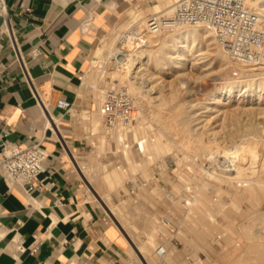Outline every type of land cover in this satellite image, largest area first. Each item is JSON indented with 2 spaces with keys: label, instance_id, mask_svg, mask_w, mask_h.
Listing matches in <instances>:
<instances>
[{
  "label": "crops",
  "instance_id": "1",
  "mask_svg": "<svg viewBox=\"0 0 264 264\" xmlns=\"http://www.w3.org/2000/svg\"><path fill=\"white\" fill-rule=\"evenodd\" d=\"M148 1L4 0L0 58L8 71L0 81V152L6 142L41 144L48 157L43 188L28 189L0 175V264H132L123 233L109 236L110 222L92 205L75 173L82 178L75 164L91 146L86 123L77 116L97 105L84 78L100 41L132 6ZM11 34L26 61L28 79L16 60ZM36 48L44 55L32 60ZM60 100L72 102L74 109H59ZM181 221L179 217L177 224ZM187 235L189 243H177L171 264H219V245L198 238L191 243ZM240 259L251 261L247 254ZM237 260L234 255L229 263Z\"/></svg>",
  "mask_w": 264,
  "mask_h": 264
},
{
  "label": "rangeland",
  "instance_id": "2",
  "mask_svg": "<svg viewBox=\"0 0 264 264\" xmlns=\"http://www.w3.org/2000/svg\"><path fill=\"white\" fill-rule=\"evenodd\" d=\"M174 1L175 0H169L168 5L171 6ZM150 4V1H148L140 3L139 6H132L131 8L134 11L132 10L133 12H131L129 15L130 8L126 12L125 20L116 26V28L109 31L107 35H105V37H103L100 41L97 49L102 44L101 47H103V54L100 55V59L96 64H101L103 61L104 76L101 77V73L98 72L97 68L92 69L90 66L84 78L85 87L90 91L91 94L95 96L97 102L96 106L99 107V103L101 101L100 98L102 99L103 96L100 90L105 91L116 86H128L118 85L117 82L113 80L115 72L119 70L116 58L118 60V58L123 57L119 56V54L118 57L117 53L126 52L124 51L126 50L124 47L126 44H128L127 42H121L120 37L121 34L124 31H127L133 24H137L141 29L146 26V24L141 23L142 17L139 12L143 8L150 6ZM135 10L138 14L135 12ZM138 19L140 20L138 21ZM141 24L144 26L142 27ZM116 29L117 32L114 33L113 31H116ZM207 35L208 34L202 32V34L198 36L199 39L196 41V49H199L200 51L195 54L198 55L200 52L204 54V59L202 60V62L205 61L204 63L199 64V62L197 63L194 61V56H189V60L185 61V69L182 71H177L171 68L163 70L159 67H156L152 62H149L148 65L143 66V68L147 69V71L144 70L143 72L146 75H134L136 76L137 80L139 78V81H137L132 75L134 78L133 80L135 81L136 85L140 87V89H130L132 90L131 92L134 95L135 100L139 97L140 99L142 98V103L144 102L142 106L138 105V103L136 104L138 111L141 109L142 113L144 112V115H149L145 119L147 126L154 125L153 127H149L151 129L156 128L154 124L155 121L153 120L152 116L154 112L164 111L169 114L171 111L177 112L181 110L184 112V118H186V120L189 118L187 120L188 125L186 124L184 126V130L187 132L189 131V134H192V136L195 137L199 135L201 136L203 133L202 136H205L203 137V140H206V144L209 141L213 143L211 144V142H209L207 144L208 146L211 145L207 151L204 150L203 153L201 151L196 155L192 154L193 157L191 154H187L190 156L189 159L188 157L183 159L184 156H187L186 153L184 155L181 150L177 149L176 152H165L158 159L150 160L147 163L143 153L138 150L137 144L133 143V135L130 134V137L128 136L127 140L129 141V144H131V148L128 150L129 154L131 153L130 156L134 161H131L130 163L125 156H123L121 153L115 152L114 150V134L116 129H105L106 127L104 123H102V130L100 134L92 135L93 126L90 120L91 114L82 112L79 116H77L81 122L86 123L84 124L87 131L86 137L88 138V141L91 145L87 152L81 155V158L77 159L79 167L82 169L83 175L85 174L84 176L90 182L92 181V185L98 189L97 191L99 194L101 196L103 195L102 197L112 208L115 216L122 224L124 231L116 224L107 210H105L99 198H97L96 195H93V192H91L84 178L79 176L77 170L75 173L82 182L83 190L86 191L88 199L92 202V205L95 208H98L102 213H104V215L107 213L110 215L109 222L111 226L108 230L109 236L116 237L118 231L123 233V237L121 236V241L126 247V251L132 260V264L145 263L141 259L140 255L135 252L132 245L130 244L129 239L137 246L144 247L145 257L148 262L150 261V264H166V258L158 257L156 254V250L159 245H165L169 251L167 261L168 264H171V255H175L178 251L179 246L177 243H189L187 233L191 236V243L194 241V239L198 238L209 245H219L221 250V258L218 260L219 264H230L229 259L234 255H237L238 257L236 264H246L244 260L241 261L240 259V257L244 259L246 254L247 256H250L251 259L249 264H264V256L262 259L258 260V254L257 251H255L257 248L256 246L260 245V243L263 245L264 249V196H262L256 203V201H253L249 198H244L239 195L242 187L238 186V179L231 182L225 181L226 178L236 175V173L233 171V169L235 170L236 167H233V165L235 166L238 161L242 162V164L246 165L247 167L251 165L249 162L252 160L250 159V149L253 148L252 146H254V148L253 151L251 149V153H257L259 161V164L256 163L253 165L257 170L256 176H260L264 181V170L262 171L260 166L263 162L262 155L264 150V145H262L264 144V115L257 113L251 115L247 112L244 113L240 110L234 111L233 109L237 107V104L240 101L243 102L241 104L242 106H257L255 103L259 102L260 100H264V92L259 93V90L261 89V83L260 81H257L252 87L250 86L252 91L248 92L245 96H240V89H246L245 87H249L248 85L241 86L230 98V100H232L230 103V108H232L231 110L233 112L231 110V112L228 110L223 111L226 108H224L225 106L222 104L229 101L228 94H223L221 96L222 104L219 107L222 111L220 110V114L219 112L203 113L204 110L201 109L202 105H199V107L195 106L196 103H203V106L208 105V103L212 101L214 94L218 93L217 89L222 88L228 81L232 80L234 77L233 70L236 68L235 64L233 63H231V67H229V60L226 53V61H221L217 53H224L225 51H223V49L218 45L213 33L211 34L212 36L209 35L210 37L208 36V38H206ZM103 40L104 42L102 43ZM148 43L149 42L145 43V45L143 43L141 44H143V48H147L150 45V43ZM130 46L132 49H134V47L137 49L136 45ZM95 55L96 54H94L93 57ZM135 59L137 58L135 57ZM91 60H93V58H91ZM147 60L148 58L143 60L145 61L144 63H146ZM137 64L138 61H136V65ZM204 64L206 66H204ZM136 71H138V69ZM260 95L261 98L259 99ZM183 104H185V106ZM262 105L264 107V103L260 106ZM175 107L177 108L175 109ZM194 113L196 115H194ZM197 113L202 116H197ZM205 115L207 117H205ZM203 118H208L210 120L207 122L205 129L202 127L203 123H197ZM137 122L138 121H136L134 123L135 125H133L136 126ZM194 127L196 128L194 129ZM205 133L206 135H204ZM106 134H109V138H106ZM141 135L142 131L139 132V137H141ZM253 137H255V139ZM99 138L101 140L97 141ZM111 138L112 140L114 139V141H112ZM249 138H252L250 142ZM95 139L97 142H99V144L96 143V146L97 144L99 146H97V148L92 144L93 140ZM175 139H180V137L176 136ZM215 141L217 144H215ZM149 144L148 146L150 147ZM244 144L246 146H244ZM215 146H217L218 149ZM242 146L244 147L242 148ZM216 150H218L219 153L216 152ZM208 151L215 152V154L211 156L212 158L208 156ZM236 151H239V153L242 154V161L241 159H233L235 161L234 162L232 158H229L234 154L233 152ZM242 156H244L246 160ZM170 158H173L176 163V170L174 172L169 171L166 166V162ZM132 162L134 164H132ZM142 163L145 165L143 166ZM130 165H136V168L137 165L138 167L140 166V168H137L135 175L129 168ZM143 168H145V170ZM125 170H127L126 176L121 182H119L120 184L116 183L110 187L107 186L110 185L108 182L105 181L104 183V179L106 180L107 177L106 173H113L114 171H120V173H122ZM258 172L262 176L258 175ZM103 174H106V176H103ZM251 176L252 175L249 173V171H246V174L241 177V180H248ZM134 179H138L141 182H146L148 186L140 189L136 195H131L127 191L126 186L129 181ZM185 180H187L189 183L187 181L185 183ZM184 197H187V200H189V202L192 204L186 206L184 203ZM171 216L176 217L177 219L179 217L183 219V221H181V225L177 224L180 226L178 233H171L161 222L164 218ZM176 222H178V220ZM151 237L153 240L149 239ZM232 264H235V262Z\"/></svg>",
  "mask_w": 264,
  "mask_h": 264
},
{
  "label": "bare ground",
  "instance_id": "3",
  "mask_svg": "<svg viewBox=\"0 0 264 264\" xmlns=\"http://www.w3.org/2000/svg\"><path fill=\"white\" fill-rule=\"evenodd\" d=\"M128 1H132V0H128ZM169 0H150V6H148L147 8H143L139 14L141 15V23L143 24H147V19L149 16H166V17H170L173 13V6L174 3L177 1L175 0L174 3L170 6L168 5ZM115 3L113 2L112 5H114ZM110 5V4H109ZM111 5V8H113L114 6ZM133 10V9H132ZM130 11L129 14L133 11ZM136 12V10H135ZM137 13V12H136ZM138 14V13H137ZM136 14V15H137ZM135 18V17H134ZM137 18V17H136ZM140 19H138L139 21ZM136 23V22H135ZM138 23V22H137ZM143 24L142 27L144 26ZM140 25V24H139ZM140 27V26H139ZM145 27V26H144ZM143 27V28H144ZM202 32H204L205 34H208L206 36V38H208L209 35L212 34V31L209 30L207 27L202 26V25H198V26H188V25H181L177 28H173V29H168V30H163L161 32H155L153 34H149L147 35V40H145L143 42V44L145 45V43L149 42L150 45L147 48H143V44H139L135 49H132L130 45L133 44H126V46L124 47L126 50V52H118L117 56L119 54V56H123L122 58H118L117 60V66L119 67V70H117L115 72L114 78L113 80L115 82H117L118 85H128L129 89L133 88L134 90H139L140 87H138L135 83V81L133 80L134 78H136V76H134L135 74H143L146 75L144 72V70L147 71V69L143 68L144 65H148L149 62H152L156 67H159L163 70L165 69H175L177 71H182L184 70V66H185V61L189 60V56H194V61H196L197 63H204L205 61L202 62V60L204 59V54H202L200 52V54L196 55L195 53H198L200 50L196 49V41L198 38V36H200L202 34ZM212 36V35H211ZM210 37V36H209ZM205 38V37H204ZM114 43V42H113ZM148 43V44H149ZM147 44V45H148ZM216 44V43H215ZM128 48V49H127ZM103 51V47H100L98 49V51L96 52V55L94 56L93 60H92V64H91V68H97L98 72L101 73V77L104 76V63L103 61L101 62V64H96L98 62V60L100 59V55H102ZM226 52H219L217 53L218 57L221 59V61H226V56H225ZM227 55V54H226ZM118 56V57H119ZM127 57V58H126ZM135 57L137 59H135ZM228 57V65H230L229 67H231V63L235 64L236 68L235 70L240 72V76L239 77H233L231 81H228L222 88H218V93H215L214 96L212 97V101L208 103V105H204L203 103H196L195 106L202 105V108L204 111L203 113H213V112H219L220 114V110L221 108L219 107L222 104L221 101V96L223 94H228V102L223 103L222 105L225 106L224 108H226L223 111H229L231 112L232 108L230 103L232 100H230V98L233 96L234 92L240 88L241 86L244 85H248L249 87H245L246 89H240L241 95L240 96H245L247 95L248 92L252 91V86L254 85V83H256L257 81H260V90L259 93L264 92V63H262L259 66H250V65H244L241 63H237L232 61L229 56ZM147 62L144 63L145 59H147ZM136 61H138V64L136 65ZM226 65V64H225ZM204 66H206L204 64ZM227 66V65H226ZM147 68V67H146ZM149 68V67H148ZM205 68V67H204ZM138 69V71H136ZM229 70V69H228ZM233 70V69H232ZM92 71V70H91ZM232 74V73H231ZM132 75L134 76V78L132 77ZM91 76V75H90ZM95 76V75H94ZM139 76V75H138ZM94 78V77H93ZM137 80V78H136ZM139 81V78L138 80ZM138 83V82H137ZM88 84V83H87ZM251 86V87H250ZM153 87V86H152ZM102 93L104 92V90H100ZM132 91V90H131ZM255 91V90H254ZM140 93V92H139ZM138 93V94H139ZM163 94V93H162ZM149 95V94H148ZM142 96V95H141ZM165 96V95H164ZM137 97V96H136ZM149 97V96H148ZM261 98V95L259 96V99ZM142 99V98H141ZM141 99L138 97V99H136V103H138V105L142 106V101ZM162 99V98H161ZM160 99V100H161ZM100 103H99V107L96 106L94 107V109L89 112H86V114H91L90 115V120L92 122V126H93V130H92V135H98L100 134L101 130H102V123L103 122V118L101 116L100 113V105L102 102V99L100 98ZM165 101V100H164ZM243 102L240 101L237 104L236 108H233L234 111L236 110H240L243 111L244 113H249V114H263L264 115V107L263 105L260 106L261 104L264 103V100H260L259 102L255 103L257 104V106H242ZM252 103V102H251ZM164 104L166 105V103L164 102ZM185 106V104H183ZM181 106V105H180ZM153 107V106H152ZM141 108V107H139ZM177 107H175L176 109ZM231 110V111H230ZM150 111V110H149ZM222 111V110H221ZM148 112V111H146ZM233 112V111H232ZM147 114V113H146ZM100 115V116H99ZM148 115V114H147ZM184 112L177 111V112H173L171 111L169 114L164 112V111H158V112H154L153 113V121L156 128L151 129L150 127L153 126H147L145 123V119L146 115H144V112L142 113V110L140 109L138 111V118H137V123L136 126H131L128 128H118L116 129V132L114 134V139H115V147L114 150L117 153H121L123 156H125L127 158V160H129V162L131 163V161H133V159L131 158L130 154H129V150L131 148V144H129V141L127 140V137L132 134L133 135V143H136L138 146V150L141 151L145 157V159L147 160V163L150 160H156L159 157H161L165 152L169 153V151H177V149L181 150L182 153H186L187 154H199V152L205 150L207 151V149L211 146H208L207 144L211 141H209L206 144V140H203L201 136H192V134H189V131L187 132L186 130H184V126L187 124L188 125V119L186 120V118H184ZM190 115V114H188ZM194 115H196L194 113ZM200 114L197 113V116H199ZM187 116V115H186ZM202 116V115H200ZM199 116V117H200ZM151 117V115H150ZM192 117V115H191ZM205 117H207L205 115ZM209 117V116H208ZM215 117V116H214ZM212 118V117H211ZM214 119V118H212ZM51 121V120H50ZM151 121V120H150ZM210 120L208 118L206 119H202L200 120V122L197 123H203L202 127L205 129V126L207 125V122H209ZM55 123V122H53ZM152 123V122H149ZM190 123V121H189ZM193 123V122H192ZM196 123V124H197ZM209 124V123H208ZM50 125V124H49ZM106 127V126H105ZM188 127V126H186ZM201 127V128H202ZM213 127V126H212ZM196 127H194L195 129ZM208 128V127H207ZM263 128V127H262ZM108 129V128H105ZM193 129V130H194ZM110 130V129H108ZM189 130V129H187ZM191 130V128H190ZM142 131V135L141 137H139V132ZM213 131V130H212ZM114 132V131H113ZM193 132V131H192ZM191 133V132H190ZM213 133V132H212ZM201 134V132H200ZM209 134V133H208ZM211 134V133H210ZM255 134V133H253ZM131 135V136H132ZM206 135V133L204 134ZM212 135V134H211ZM250 135V134H249ZM252 135V134H251ZM176 136H179L180 139H175ZM208 136V135H207ZM130 137V136H129ZM215 137V136H214ZM252 137V136H251ZM106 138H109V134H106ZM211 138V137H210ZM255 139V137H253ZM114 139L111 140L114 141ZM129 139V138H128ZM205 139V138H204ZM209 139V138H208ZM215 139V138H213ZM262 139V138H261ZM101 139L99 138L100 141ZM210 140V139H209ZM212 140V138H211ZM224 140V139H223ZM252 140V138H249V142ZM96 139L93 140L92 144L94 146H96V143L99 144V142H97ZM214 142V140H213ZM236 142V141H235ZM245 142V141H244ZM261 142V141H260ZM150 145V147L148 146V144ZM228 143V141H227ZM264 143V142H263ZM97 144V146H98ZM106 144V143H105ZM211 144H213L211 142ZM215 144H217V142L215 141ZM225 144V143H224ZM248 144V143H247ZM249 145V144H248ZM252 145V144H251ZM250 145V146H251ZM258 145V144H257ZM264 145V144H262ZM96 146V148H97ZM213 146V145H212ZM221 146V145H220ZM241 146V145H240ZM239 146V147H240ZM244 146H246L244 144ZM242 146V148L244 147ZM249 146V147H250ZM99 147V146H98ZM112 147V148H113ZM217 147V146H215ZM214 147V148H215ZM254 148V146H252ZM263 147V146H262ZM213 148V150H214ZM223 148V146H222ZM231 148V147H229ZM246 148V147H245ZM253 148L252 151H253ZM107 149V147H106ZM212 149V147H211ZM218 149V147H217ZM249 149V148H248ZM247 149V151H248ZM251 149H250V154H251V165L249 167H247L246 165L242 164V162L238 161L235 166L233 165V167H236V169L233 171L236 173L235 176H230L228 178H226L225 181H235L237 180L238 182V186L242 187L239 195L244 197V198H249L253 201H256V203L260 200V198L262 196H264V181L261 179V177H257L256 176V167L253 166L254 164L258 163V155L257 153L252 152L251 153ZM132 150V149H131ZM242 150V149H241ZM240 150V151H241ZM244 150V149H243ZM109 151V150H108ZM215 151V150H214ZM245 151V150H244ZM131 152V151H130ZM208 156H210V158H212L211 156H213V154H215V152L212 151H208ZM216 152H218V150H216ZM227 152V151H226ZM259 152V151H258ZM219 153V152H218ZM222 153V151H221ZM232 153V152H231ZM234 154L231 155L229 158H232V160H240L241 159V153H239V151L233 152ZM226 154V153H225ZM228 154V153H227ZM249 154V155H250ZM177 155V154H176ZM183 155V154H182ZM218 155V154H217ZM247 155V153H246ZM220 156V155H219ZM227 156V155H226ZM133 157V156H132ZM135 157V156H134ZM189 159L190 156H184V158ZM193 157V155H192ZM244 158V156H242ZM262 163H261V169L262 171L264 170V150H263V155H262ZM75 158V157H74ZM137 159V158H136ZM135 159V160H136ZM192 159V158H191ZM227 159V158H226ZM245 159V158H244ZM243 159V160H244ZM208 160V159H207ZM233 160V161H234ZM246 160V159H245ZM244 160V161H245ZM145 161V160H144ZM182 161V160H181ZM232 161V162H233ZM242 161V159H241ZM128 162V163H129ZM134 162V161H133ZM132 162V164H134ZM138 162V161H137ZM156 162V161H155ZM187 162V161H186ZM235 162V161H234ZM145 163V162H144ZM144 163L143 166L145 165ZM183 163V162H182ZM195 163V162H194ZM136 164V163H135ZM139 164V163H138ZM141 164V163H140ZM184 164V163H183ZM232 164V163H231ZM259 164V163H258ZM77 166V169L81 172V176L84 178V180L87 182L88 187L90 188L91 192H93V195H96L97 198H99V200L101 201V204L103 205V207L105 208V210H107V212L111 215L112 219L116 222V224L124 231V229L122 228V224L120 223L119 219L115 216V213L113 212L112 208L110 207V205L104 200V198L99 194V192L97 191L98 189L95 188L92 185V181L90 182L82 173V169L79 167L78 161L75 164ZM196 165V164H195ZM198 165V164H197ZM136 166V165H135ZM134 165H130V169L132 170L133 174L135 175V172L137 171V168H140V166L137 168ZM141 166V167H143ZM148 166V165H147ZM146 166V167H147ZM162 166V165H161ZM186 166V165H185ZM194 166V165H193ZM230 166V165H229ZM181 167V166H180ZM118 168V167H117ZM119 169V168H118ZM124 169V168H123ZM145 170V168H143ZM141 170V169H139ZM127 170L123 171L122 173L114 171L113 173H106L107 177L106 180L104 179V183L105 181L108 182L107 186H113L116 183H119L123 180V178L126 176V172ZM246 171H249V173L252 175L250 177V179L246 180H241V177L246 174ZM260 171V170H259ZM191 172V171H190ZM223 172V171H222ZM264 172V171H263ZM187 173V172H186ZM259 173V172H258ZM257 173V174H258ZM106 174L103 176H106ZM149 174V173H148ZM132 175V174H130ZM258 175H261L260 173ZM144 176V175H143ZM213 176V175H212ZM262 176V175H261ZM131 177V176H130ZM132 178V177H131ZM146 178V177H145ZM244 178V177H243ZM186 179V178H185ZM108 180V181H107ZM187 180H185L186 183ZM248 181V182H247ZM188 182V181H187ZM247 182V183H246ZM154 183V182H153ZM189 183V182H188ZM207 183V182H206ZM228 183V182H227ZM241 183V184H240ZM120 184V183H119ZM240 184V185H239ZM189 185V184H188ZM191 186V185H190ZM229 186V185H228ZM210 187V186H209ZM233 187V186H232ZM109 188V187H108ZM194 188V187H193ZM229 188V187H228ZM112 189V188H111ZM114 189V188H113ZM124 189V187H123ZM222 190V189H221ZM196 191V190H195ZM95 193V194H94ZM103 193V192H102ZM168 193V192H167ZM233 193V192H232ZM231 194V192H230ZM235 197V196H234ZM242 199V198H241ZM200 200V198H199ZM204 202V201H203ZM262 203V202H261ZM192 203L190 202V205ZM200 204V203H199ZM255 204V203H254ZM237 206V205H236ZM236 208V207H235ZM194 209V208H193ZM201 209V208H200ZM133 215V214H132ZM131 216V215H130ZM132 218V217H131ZM156 218V217H155ZM123 219V218H122ZM128 220V219H127ZM152 220V219H151ZM158 220V219H157ZM156 223V222H154ZM153 223V224H154ZM159 223V222H158ZM151 234V233H150ZM153 234V233H152ZM151 236V235H150ZM149 236V237H150ZM155 236V235H154ZM129 239V238H128ZM149 239H152L149 238ZM153 240V239H152ZM130 244L132 245L133 249L135 250V252H137V254L140 255L141 259L144 261L145 264H150V261L148 262V260L145 257V249L142 246H137L136 244H134L130 239ZM149 241V240H148ZM156 241V240H154ZM147 244V243H146ZM257 248L255 249V251H257V256H258V260L262 259L264 256V249H263V245H258L256 246ZM158 249V248H157ZM96 251V250H95ZM157 251V250H156ZM233 253V252H232ZM148 256V255H146ZM235 259V258H234ZM261 264V263H258Z\"/></svg>",
  "mask_w": 264,
  "mask_h": 264
},
{
  "label": "built area",
  "instance_id": "4",
  "mask_svg": "<svg viewBox=\"0 0 264 264\" xmlns=\"http://www.w3.org/2000/svg\"><path fill=\"white\" fill-rule=\"evenodd\" d=\"M4 0H0V16L6 18ZM181 25H202L212 31L218 45L229 58L237 63L259 66L264 63V0H177L170 17L149 16L144 28L133 24L121 34L120 41L138 46L147 40V35L163 30L177 28ZM7 31L10 25L7 23ZM3 32L0 31V35ZM16 60L28 79V67L20 54L19 44L11 34ZM42 49H33L32 60L43 57ZM117 62V58H116ZM8 67L0 58V81L7 75ZM233 76L239 77L240 72L233 70ZM100 105V113L104 125L110 130L133 126L138 118V108L134 95L128 86H116L105 90ZM57 107L69 113L74 109L70 101L60 100ZM47 152L41 144L22 147L6 142L0 152V175L22 184L28 189L43 188L41 176L46 171ZM167 169L174 172L176 163L173 158L166 162ZM146 182L134 179L127 183V191L136 195L140 189L147 187ZM186 206L190 205L184 197ZM110 215L105 214L109 222ZM176 217H166L161 222L172 233H178ZM177 242V241H176ZM37 243L32 251H37ZM165 245H159L156 254L165 258L168 254ZM222 264V263H220Z\"/></svg>",
  "mask_w": 264,
  "mask_h": 264
}]
</instances>
